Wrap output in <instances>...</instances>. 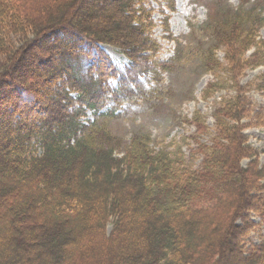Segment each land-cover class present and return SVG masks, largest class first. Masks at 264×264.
<instances>
[{
    "label": "trees",
    "instance_id": "obj_1",
    "mask_svg": "<svg viewBox=\"0 0 264 264\" xmlns=\"http://www.w3.org/2000/svg\"><path fill=\"white\" fill-rule=\"evenodd\" d=\"M149 1L0 0V264H264V242L248 241L251 215L264 222V165L234 79L264 66V0H209L206 39L178 41L167 61ZM154 1L168 29L176 0ZM187 64L216 79L204 98L226 89L222 74L237 89L215 108L212 143L197 140L198 168L106 124L125 104L164 106V74ZM199 117L184 119L198 137L209 131Z\"/></svg>",
    "mask_w": 264,
    "mask_h": 264
},
{
    "label": "rangeland",
    "instance_id": "obj_2",
    "mask_svg": "<svg viewBox=\"0 0 264 264\" xmlns=\"http://www.w3.org/2000/svg\"><path fill=\"white\" fill-rule=\"evenodd\" d=\"M232 7H238L240 0H225ZM163 5L160 2L150 0L146 3L148 9L153 10L155 26L153 36L160 43L161 49L158 54L160 61H167L172 58L177 48L178 41L184 46L203 41L206 37L201 33L202 27L208 20L209 0H176L175 11L166 9L169 16V28L166 29L164 16L160 13ZM264 39V29L261 30ZM171 37V38H169ZM12 42H17L18 37L11 35ZM104 51L110 56L113 63L118 67H124L128 60L116 48L102 45ZM254 50L246 53L248 59ZM217 57L224 65L226 62L225 50L217 52ZM228 77L226 89L215 92L211 96L204 98L205 89L210 83L216 81L213 75L204 73L197 66L187 64L184 68L173 73L164 74V82L173 89V96L164 104L157 108H152L148 104L123 106V110L116 119L107 120L106 124L114 135L129 143L134 133H147L152 137V147L155 149H167L177 152L181 149L184 154L185 164L194 168L201 165L203 156L197 152V140L202 143L211 144L215 131L214 111L221 98L230 97L236 94L237 89L233 88L234 81H230L229 74H222ZM234 79L244 88L246 105L249 110L241 124H252L244 134L248 136L249 143L259 154V165H264V66L257 68L246 67L241 73L235 74ZM251 84V85H250ZM115 86V85H113ZM196 112H200L201 117L206 121L209 131L197 136L196 126L186 123L184 119L192 120ZM201 117H199L201 119ZM247 161L243 162L246 165ZM251 219L258 224L254 228L248 239L251 244L260 245L264 242V222L257 215H251ZM250 245L247 246V248Z\"/></svg>",
    "mask_w": 264,
    "mask_h": 264
}]
</instances>
